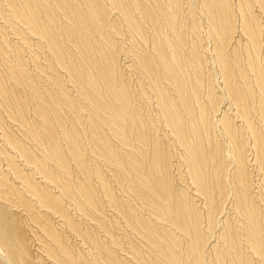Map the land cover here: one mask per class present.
Segmentation results:
<instances>
[{"label":"bare ground","instance_id":"1","mask_svg":"<svg viewBox=\"0 0 264 264\" xmlns=\"http://www.w3.org/2000/svg\"><path fill=\"white\" fill-rule=\"evenodd\" d=\"M0 264H264V0H0Z\"/></svg>","mask_w":264,"mask_h":264},{"label":"rangeland","instance_id":"2","mask_svg":"<svg viewBox=\"0 0 264 264\" xmlns=\"http://www.w3.org/2000/svg\"><path fill=\"white\" fill-rule=\"evenodd\" d=\"M14 41H15V39H14ZM15 42H16V41H15ZM206 43H207V41H206ZM123 55H124V54L122 53V54H121V60H120V61H122V63H123V62L125 63V62H126V58H124V59H125V61H124L123 57H125V56H123ZM122 70H123V69H122ZM125 71H126V69H124L123 72H125ZM134 76H135V75H134ZM134 76H133V81H131V82H132L131 85L133 86V88H135V94L137 93V97H138V95H139V97L141 98L140 94L138 93L139 90L137 91V88H136V86H135V85H136V82H135V79H136V78H135ZM139 97H138V98H139ZM140 98H139V99H140ZM152 109H153V108L150 106V107H149V112H150V110H151L150 113H155V112H154L155 109H153V111H152ZM172 152H173V151H172ZM174 152H175V153H174ZM174 152L172 153L173 156H174V157H172V159L175 160L174 162L177 163V159L180 158V157H177L179 153H178V151H177V152L174 151ZM177 153H178V154H177ZM175 157H176L177 159H175ZM174 164H175V163H174ZM181 168H183V167H181ZM173 170H177L176 167H175ZM189 188H190V186H189ZM190 189H191V188H190ZM120 194L124 195L123 193H120ZM125 194H126V195H124V196L126 197L128 194H127V193H125ZM196 201H198V203H199V200H196ZM107 209H108V208H107V206H106L105 211H108V210H109V209H108V210H107ZM108 212H110V211H108ZM108 212H107V213H108ZM109 214H110V213H108V215H109ZM129 236H131V238H134L135 241H136V243L139 244V243L137 242L139 239H138L137 237L135 238V235H133V236H134V237H133V236L131 235V233H129ZM139 242H140V240H139Z\"/></svg>","mask_w":264,"mask_h":264}]
</instances>
